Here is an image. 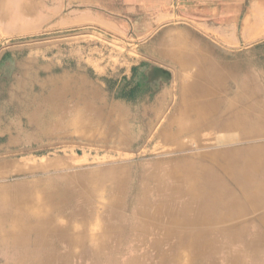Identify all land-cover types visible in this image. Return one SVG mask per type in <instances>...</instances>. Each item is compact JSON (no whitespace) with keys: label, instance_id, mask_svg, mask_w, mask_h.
Instances as JSON below:
<instances>
[{"label":"rangeland","instance_id":"374dc122","mask_svg":"<svg viewBox=\"0 0 264 264\" xmlns=\"http://www.w3.org/2000/svg\"><path fill=\"white\" fill-rule=\"evenodd\" d=\"M262 1L259 0V6L254 7L253 15L249 17L250 20L253 16L259 19L260 35L244 38V44L254 40L258 45H264ZM57 11L54 0H0V104L13 89L19 76V64L24 62L27 68L30 60L49 64L47 72L54 66L80 69V80H90L110 101L118 102L132 112H137L142 105H152L158 97L162 103L158 105V119L143 139L128 146L93 141L103 131L102 125H95L92 132L81 126H66L52 128V134L40 143L30 140L19 150L13 147L0 151V187L12 192L18 184L27 183V190L37 195L40 204L44 193L50 195L49 192L57 191V194H66L71 190L74 196H80L82 205L77 206L76 199L61 213L51 212L50 217L56 223L52 227L33 232L17 231L12 236L26 237L23 243L36 254L33 258L46 253L52 257L56 252L62 254L68 249L63 264H93L89 254L93 249H104V257L97 259L95 264H192L186 255L177 259L174 249V242L189 233L185 224L175 223L174 227L171 224L163 230L144 225V217L138 213L139 206L134 204L140 195L137 192L139 173L153 165L176 161L183 166L188 163L207 165L213 153L246 146V139L231 132L239 130L238 127L228 128V133H215L211 131L214 130L212 127L199 126L176 132L171 140H164L159 136V130L172 117L176 123L197 120L182 112L186 104L180 102L179 92L181 79L189 81L194 66L179 70L163 58L148 62L150 55L141 52L140 46L146 39L133 37L130 32L122 34L94 25L59 22ZM227 71L229 99L235 94L247 95V99L253 96L264 98V69L255 76L251 71L239 70L229 64ZM63 103L64 114L75 123L77 117L71 107L82 108L81 101L69 98ZM229 106L233 104L229 102ZM6 112L0 106V115L9 117ZM151 114L148 111L149 117ZM257 117H264V112L256 113L254 118ZM58 130L64 135L58 136ZM6 132L0 134V145L9 136L20 137L18 140L27 137V132L20 128ZM229 135H232V141H227ZM263 138L254 142H264ZM223 161L218 158L214 163L222 164ZM116 169L125 171V197L120 190L111 188L112 174ZM112 197L120 198L122 202L111 204ZM155 197L156 193L149 191L144 200L152 204ZM84 200L86 204L83 205ZM148 206L152 208V205ZM76 207L80 208V214L76 213ZM255 217V213L247 215L243 224H252ZM10 237L11 234L0 236V264L20 261L13 249L16 244L9 241ZM59 238L73 240V243L70 246L62 244ZM97 243L105 245L99 248ZM221 243L220 255L226 251V244ZM157 254L163 255L162 259Z\"/></svg>","mask_w":264,"mask_h":264},{"label":"bare ground","instance_id":"6f19581e","mask_svg":"<svg viewBox=\"0 0 264 264\" xmlns=\"http://www.w3.org/2000/svg\"><path fill=\"white\" fill-rule=\"evenodd\" d=\"M255 27V22L250 23L247 33L253 34ZM24 65V62L19 64V76L14 81L13 89L0 104L9 113L6 118L0 115V134L11 128H20L27 132V137L18 140L20 137L9 136L0 145V151L13 147L19 150L30 140L40 143L52 134V128L62 129L66 126H81L92 132L95 125H102L103 131L93 141L128 146L142 140L158 119V105L162 100L160 97L152 105H142L137 112H132L122 104L110 101L90 80H80V69L54 66L47 72L49 64H37L34 60H30L29 67ZM178 65L180 69H189L186 61ZM198 77L201 78L202 74L194 72L189 81L181 79L179 89L180 102L186 104L182 112L193 115L197 120L193 123L184 120L176 123L172 117L160 128L159 136L167 141L176 132L214 124L220 129L240 128L242 131L235 133L246 139V146L215 152L209 157L211 162L207 165L188 163L183 166L176 161L153 165L140 171L137 189L140 195L134 204L139 206L138 213L144 217L145 226L163 230L171 224L172 227L175 223L185 224L189 233L174 242L177 259L186 255L192 264H264V142H254L264 137V117H236L230 106L229 117L225 120L203 115L201 108L204 102L193 98L195 94L208 95V90L202 84H197ZM69 98L82 103V108L71 107L74 111L71 112L77 117L75 123L64 114L63 102ZM88 98L91 100L87 101ZM148 111L152 113L151 117ZM57 135L61 137L64 134L58 130ZM231 136H228L227 141H232ZM218 158L224 160L222 164L214 163ZM112 179V190H120L125 197V171L116 169ZM26 186L27 183L18 184L12 192L0 187V236L11 234L9 241L16 244L13 249L16 250V258L20 260L16 264H63L68 249L62 254L56 252L54 257L46 253L40 258H33L36 254L24 246L26 237L17 238L12 235L17 231L33 232L35 229L56 225L50 213H61L63 208L76 199V205L82 207L80 196H74L71 190L66 194L52 191L50 195H42L44 199L40 204L37 195L30 193ZM149 191L156 193L152 204L144 200L145 193ZM110 202L120 204L122 199L113 198ZM148 205H152V208ZM79 210L76 207L77 214H80ZM251 213L256 215L252 219L253 223L243 224L245 217ZM59 239L68 246L73 243V240ZM222 241L226 244V251L220 255ZM103 245L97 243L99 248ZM67 248L72 252L70 247ZM103 251L93 249L89 252L93 264L104 257ZM156 256L159 259L163 257L158 254Z\"/></svg>","mask_w":264,"mask_h":264},{"label":"crops","instance_id":"0c3cea01","mask_svg":"<svg viewBox=\"0 0 264 264\" xmlns=\"http://www.w3.org/2000/svg\"><path fill=\"white\" fill-rule=\"evenodd\" d=\"M54 3L59 22L94 25L122 34L130 32L133 37L146 39L140 46L141 52L150 55L148 62L163 58L179 70V62L186 61L189 69L194 66V72L202 74L197 84L208 90V95L195 94L193 98L204 102L203 115L225 120L229 117V102L236 117H254L264 112V98L247 99V95L235 94L229 99L227 94L229 64L255 76L264 69V45L254 40L244 44V38L260 35L259 19L249 18L259 0H54ZM253 20L255 32L249 34L246 29ZM209 127L215 133L230 132L214 124Z\"/></svg>","mask_w":264,"mask_h":264}]
</instances>
